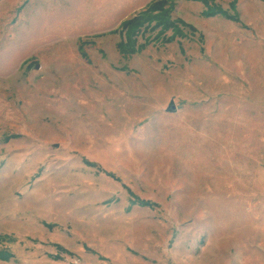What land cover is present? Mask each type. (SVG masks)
Wrapping results in <instances>:
<instances>
[{"label": "rangeland", "instance_id": "obj_1", "mask_svg": "<svg viewBox=\"0 0 264 264\" xmlns=\"http://www.w3.org/2000/svg\"><path fill=\"white\" fill-rule=\"evenodd\" d=\"M151 1L0 0V264H264V0Z\"/></svg>", "mask_w": 264, "mask_h": 264}, {"label": "trees", "instance_id": "obj_2", "mask_svg": "<svg viewBox=\"0 0 264 264\" xmlns=\"http://www.w3.org/2000/svg\"><path fill=\"white\" fill-rule=\"evenodd\" d=\"M165 1L166 0H152L145 6V8L142 11L138 12L137 15L133 16V18L122 21L119 27L113 31V32L117 31L120 27L127 29V34H128L127 41L125 43L124 42L119 43V48L121 49L122 53L131 54L135 52V50L133 49L134 44H132L133 42L131 41V38H132V35H134L137 32L138 28H140L139 26H142V21H140L139 16L140 14L143 13V11L144 12L145 11L146 12L147 11L157 12L158 15L155 16V20H158V24L160 26L162 25L163 27H166L167 24H169L165 16L166 10L162 9V6L166 4L164 3ZM192 1H199L205 6L204 15L206 16H212L216 13H223L221 11L215 12L214 10H212L210 6L211 5L210 0H192ZM11 258H12V255L10 253H5V252L3 253L2 251H0V260L8 261Z\"/></svg>", "mask_w": 264, "mask_h": 264}, {"label": "water", "instance_id": "obj_3", "mask_svg": "<svg viewBox=\"0 0 264 264\" xmlns=\"http://www.w3.org/2000/svg\"><path fill=\"white\" fill-rule=\"evenodd\" d=\"M166 111L167 112H175L176 111V107H175V104H174V101L171 100L166 108Z\"/></svg>", "mask_w": 264, "mask_h": 264}]
</instances>
